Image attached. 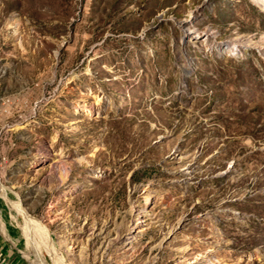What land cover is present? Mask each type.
<instances>
[{
    "label": "rangeland",
    "instance_id": "rangeland-1",
    "mask_svg": "<svg viewBox=\"0 0 264 264\" xmlns=\"http://www.w3.org/2000/svg\"><path fill=\"white\" fill-rule=\"evenodd\" d=\"M0 179L14 263L264 264V8L0 0Z\"/></svg>",
    "mask_w": 264,
    "mask_h": 264
},
{
    "label": "bare ground",
    "instance_id": "bare-ground-1",
    "mask_svg": "<svg viewBox=\"0 0 264 264\" xmlns=\"http://www.w3.org/2000/svg\"><path fill=\"white\" fill-rule=\"evenodd\" d=\"M253 1H255L256 3H258L261 7H263L264 8V0H253ZM229 43H231L232 45H233V48H235L236 49V53H238V52H240V49H241V47L240 46H238V44H236V42H229ZM226 48V47H225ZM230 48V47H229ZM234 49V50H235ZM242 50V49H241ZM61 155H63V152L61 153ZM69 167H71V166H64V171L63 172H61V174H63V177L66 179L69 175H70V173H71V169L69 168ZM0 182H1V179H0ZM1 186V185H0ZM80 187V186H79ZM67 193V192H66ZM66 196H69L68 194H65ZM18 200V199H17ZM30 216L28 215V213H24V221H26L27 223V225H29V226H31L30 225ZM0 222L2 223V221H1V219H0ZM2 228L4 229V231H6V232H8L9 233V231H8V229L4 226V225H2ZM31 229V228H30ZM96 229V228H95ZM26 230V229H25ZM24 233V232H23ZM36 233V232H35ZM108 239H109V235H107V244H108ZM76 242V241H75ZM105 243V244H106ZM15 244V243H14ZM76 244V243H75ZM75 244H73V246L71 247V248H73L74 247V245ZM88 244V243H87ZM16 245V244H15ZM37 249V248H36ZM102 249V248H101ZM84 252V246L81 248V253H83ZM41 257V256H40ZM46 258V257H45ZM34 259V263L35 264H48L47 262H45V260H43V259H41V258H33Z\"/></svg>",
    "mask_w": 264,
    "mask_h": 264
},
{
    "label": "built area",
    "instance_id": "built-area-1",
    "mask_svg": "<svg viewBox=\"0 0 264 264\" xmlns=\"http://www.w3.org/2000/svg\"><path fill=\"white\" fill-rule=\"evenodd\" d=\"M17 251L18 250L0 230V264H21L18 261L14 263Z\"/></svg>",
    "mask_w": 264,
    "mask_h": 264
}]
</instances>
